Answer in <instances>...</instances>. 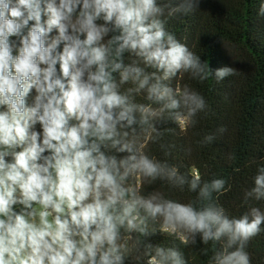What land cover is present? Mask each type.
<instances>
[{
  "label": "clouds",
  "instance_id": "1",
  "mask_svg": "<svg viewBox=\"0 0 264 264\" xmlns=\"http://www.w3.org/2000/svg\"><path fill=\"white\" fill-rule=\"evenodd\" d=\"M196 6L0 0V264H125L121 229L148 235L147 220L183 244L222 242L212 264H250L245 247L264 213L253 207L229 218L212 199L223 179L201 185L199 174L189 179L129 137L148 125L151 140L164 113L184 126L206 108L198 92L168 83L180 72L201 81L210 73L161 19L165 8L173 16ZM126 54L135 59L126 62ZM232 73L223 67L214 74L219 81ZM141 93L150 103L135 100ZM130 177L188 184L206 203L141 194ZM247 197L264 198V167ZM147 249L146 264H186L176 248Z\"/></svg>",
  "mask_w": 264,
  "mask_h": 264
},
{
  "label": "trees",
  "instance_id": "2",
  "mask_svg": "<svg viewBox=\"0 0 264 264\" xmlns=\"http://www.w3.org/2000/svg\"><path fill=\"white\" fill-rule=\"evenodd\" d=\"M178 2L157 0L159 5ZM195 3L197 6L187 14L169 16L165 8L161 19L165 20L166 31L197 55L210 73L201 81L190 73L180 72L168 83L174 89L188 87L198 92L204 97L206 108L191 118L194 123L184 126L164 113L153 121L159 135L152 132L151 140L145 138L148 125L135 126L134 133L129 130V137L137 139V146L143 143L145 153L177 167L189 179L199 174L201 185L223 179L224 187L214 192L212 199L225 209L229 218H239L253 207L264 213V198H246L254 187L258 170L264 167V14L260 12L264 0H195ZM125 59L131 62L135 58L126 54ZM223 67L231 68L233 73L217 81L215 70ZM34 94L33 91L29 96V103ZM135 100L150 103L144 93ZM207 136L213 139L206 141ZM127 183L135 185L144 195L161 192L166 198L198 207L206 203L199 201V189L191 191L188 184L181 188L166 180L149 183L139 177H130ZM146 231L148 235L134 232L129 236L121 229L119 242L127 248L125 264H146L144 253L149 244L178 249L186 264H212L213 255L222 246V242L204 244L199 238L195 244H183L178 235L161 232L159 223L151 220L146 222ZM245 251L250 264H264V223L260 232L247 242Z\"/></svg>",
  "mask_w": 264,
  "mask_h": 264
}]
</instances>
